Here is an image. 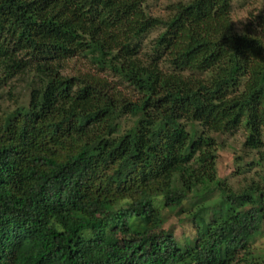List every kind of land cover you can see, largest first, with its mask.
Here are the masks:
<instances>
[{
  "label": "trees",
  "instance_id": "16d2710c",
  "mask_svg": "<svg viewBox=\"0 0 264 264\" xmlns=\"http://www.w3.org/2000/svg\"><path fill=\"white\" fill-rule=\"evenodd\" d=\"M232 1L0 0V264H264V11Z\"/></svg>",
  "mask_w": 264,
  "mask_h": 264
},
{
  "label": "rangeland",
  "instance_id": "374dc122",
  "mask_svg": "<svg viewBox=\"0 0 264 264\" xmlns=\"http://www.w3.org/2000/svg\"><path fill=\"white\" fill-rule=\"evenodd\" d=\"M148 7L150 13H161L163 12V6L172 0H148ZM261 3H264V0H233L231 5V17L238 16L242 14V12L246 9L255 10L257 6ZM235 24V23H234ZM243 25V24H242ZM237 27L239 29L242 27ZM154 36V32L151 33L148 38H152ZM147 38V39H148ZM85 63V60L79 57L78 59H72L68 61L67 66L64 69V73L73 74V68H80L82 70V63ZM21 82L19 79H12L7 81L6 84L1 85L0 87V112L2 110H6L7 108H11L14 104V100L17 97L18 92H20ZM10 90V91H9ZM243 138V134L240 130L235 131L234 133H227L217 137V141L219 140L220 144H218V148L216 151V171L217 176L220 178L225 177L227 182L231 183V185L236 184V177L231 174V171L235 169L233 163V155L241 153V140ZM187 212L184 211L183 216L184 220H178V214H171L167 211V209H162L157 211L156 213V222L159 223L162 227L168 228L172 231L173 235L177 239H181L184 236H190L193 232V229L189 227L188 222L186 221ZM182 218V215L179 218ZM113 234V233H110ZM112 236H115L114 234ZM257 237L255 241L258 242Z\"/></svg>",
  "mask_w": 264,
  "mask_h": 264
},
{
  "label": "clouds",
  "instance_id": "9594fccd",
  "mask_svg": "<svg viewBox=\"0 0 264 264\" xmlns=\"http://www.w3.org/2000/svg\"><path fill=\"white\" fill-rule=\"evenodd\" d=\"M264 11V4L256 7L255 10L249 8L242 12V14L233 17L229 23H235L237 27H240L242 24H246L249 20H254V18L261 12ZM132 203V201L126 200L124 201V205ZM250 248L253 253L258 256H264V236L258 238L257 241H253L250 243Z\"/></svg>",
  "mask_w": 264,
  "mask_h": 264
}]
</instances>
